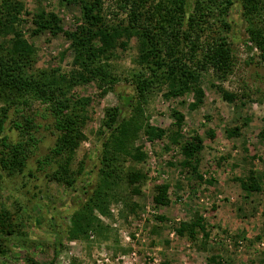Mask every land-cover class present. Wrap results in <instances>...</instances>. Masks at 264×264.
Listing matches in <instances>:
<instances>
[{"label":"rangeland","instance_id":"1","mask_svg":"<svg viewBox=\"0 0 264 264\" xmlns=\"http://www.w3.org/2000/svg\"><path fill=\"white\" fill-rule=\"evenodd\" d=\"M14 1L24 9L12 24L36 49L34 70L69 74L74 52L65 32L82 24L80 6L63 0ZM119 1L105 0L106 13L114 21L127 18ZM220 1L215 0L214 4ZM234 1L223 20L230 23L236 39L222 31L223 20L217 6L204 24L202 39L206 43L220 33L228 36L232 70L224 79L213 71L200 76L204 98L194 109V93L167 98L166 89L160 88L149 94L139 122L142 128L127 146L145 157L135 160L127 152L119 155L114 162L116 175L104 191L100 206L103 210L89 202L75 211L87 200L86 193L74 192L65 182L51 179L64 158L52 154L58 132L47 107L40 102L25 109L12 107L6 133L11 142L24 140L28 159L22 173L10 175L0 166V229L8 230V221L1 212L4 207L15 231L12 235L0 233V243L9 250L7 255L0 254V264H32L29 258L40 264H258L264 259V181L261 191L249 192L242 187L248 169L264 172V62L250 40V24L243 15L241 0ZM2 2L1 22L5 21ZM40 6L59 16L62 31L32 35L33 13ZM255 23L264 27V15ZM12 24L8 28L12 29ZM1 26L0 23V46L7 45L13 33L2 32ZM136 56L137 40L131 39L127 49L109 62L117 83L107 93H103L106 85L98 79L78 83L71 89L73 96L88 102L84 138L70 162V175L76 184L82 182L87 170H91V189L104 182L99 169L104 154L101 129L105 111L119 104V92L132 91V77L140 70ZM221 88L236 94L237 100H225ZM2 107L6 104L0 97ZM174 109L184 114L179 143H172L168 136L148 140L145 125L171 130ZM27 116L35 119L33 139L13 124L24 123ZM236 126H241V133L231 137L228 130ZM209 132L214 136H209ZM194 133L204 138L198 166L202 179L183 163L182 141ZM130 168L144 174L134 185L126 178ZM160 185L169 186L168 203L164 205L154 199ZM77 214L88 227L85 233L78 231L73 235ZM198 221L208 236L196 225ZM183 225L188 228L181 234L178 230ZM192 225L196 226L194 235Z\"/></svg>","mask_w":264,"mask_h":264},{"label":"trees","instance_id":"2","mask_svg":"<svg viewBox=\"0 0 264 264\" xmlns=\"http://www.w3.org/2000/svg\"><path fill=\"white\" fill-rule=\"evenodd\" d=\"M63 1L78 4L81 10L82 24L73 31L65 32L70 49L74 52L73 69L69 74L34 70L36 49L12 24L24 7L14 0L2 2L5 21H0L3 25L1 31L6 34L8 31L13 33L7 45L0 46V97L6 104V107L0 109V166L7 169L10 175L25 170L28 159L26 144L24 140L16 143L9 140L6 123L12 107L25 109L40 102L47 107L48 114L53 118V126L58 132L52 154L64 158L59 162L51 179L65 182L73 187L74 192L86 193L87 200L75 211H80L93 202L95 207L103 210L100 206L106 195L104 191L107 192L112 184L110 180L116 175L117 164L114 162L118 161L119 155L127 152L135 160H143L145 157L143 153L128 150L127 146L142 128L139 122L144 116V104L149 94L160 88L166 89L167 98L183 97L191 92L195 95V102L191 105L194 109L204 98V91L199 86L200 76L213 71L216 77L224 79L232 70L233 55L228 36L220 33L214 41L206 43L202 39L204 24H207L215 6L220 11L218 16L223 20L235 5V1L222 0L216 5L215 0H120L119 8L126 13L127 18L116 21L110 19L106 13L105 0ZM241 5L243 15L250 24V40L260 50V57L264 62V27L255 23L256 19L264 15V0H241ZM33 15V36L62 31L61 20L55 12L40 6ZM11 24L12 29L8 28ZM222 25V31L230 33L233 40L236 39V33L232 32L230 23L223 20ZM131 39L137 40L135 62L140 70L132 77V91L119 92V104L108 107L105 111L101 129L104 154L101 159L102 167L99 169L104 182L91 189L88 180L91 170H84L85 176L78 185L70 175V162L84 138L83 128L87 121L84 111L88 102L87 99L73 96L71 89L78 83L85 84L93 79H98L101 84L106 85L103 93L112 89L117 83V78L112 74L109 62L120 51L127 49ZM220 91L225 100H237L236 94L222 88ZM172 115L175 123L169 131L148 123L145 125L144 133L148 140L154 141L168 136L172 143H179L182 138L184 114L174 109ZM13 124L15 128L21 129L24 136H29L28 139L34 138L31 133V129L36 127L34 118L27 116L24 123L14 121ZM228 133L231 137L240 135L241 126L228 130ZM261 134L264 137V129ZM208 135L214 136L213 132ZM203 143L204 138L197 133L182 141V151L185 155L183 163L190 166L195 173H198ZM245 177L246 181L242 179V187L245 190H262L264 172L259 173L250 168ZM126 178L129 184L134 185L144 178V174L141 170L130 168ZM198 178L202 179L199 173ZM168 187H157L154 198L157 204L168 203ZM1 212L8 221V230L0 229V233L12 235L15 231L8 212L4 207ZM79 216L77 214L74 217L73 235H77L78 231L85 233L88 227L81 223ZM196 225L208 236L200 221ZM194 227L196 226H191L193 235ZM187 228L188 226L183 225L178 231L182 234ZM8 253L9 250L0 243V254ZM28 260L32 264H40L35 259ZM258 264H264V259Z\"/></svg>","mask_w":264,"mask_h":264}]
</instances>
